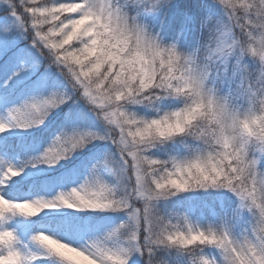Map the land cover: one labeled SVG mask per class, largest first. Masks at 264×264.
Instances as JSON below:
<instances>
[{"label": "snow or ice", "instance_id": "snow-or-ice-1", "mask_svg": "<svg viewBox=\"0 0 264 264\" xmlns=\"http://www.w3.org/2000/svg\"><path fill=\"white\" fill-rule=\"evenodd\" d=\"M0 13V133L38 127L68 106L67 125L37 156L19 166L0 160V264H264V97L258 65L229 51L200 69L194 59L202 47L223 53L237 38H248L245 21L264 20V0H184L188 14L175 41L191 51L180 60L176 44L162 47L159 31L131 21L114 0H5ZM144 13H167L161 0H136ZM246 9L237 15L236 9ZM195 21L199 41L182 43ZM161 18L160 24L164 25ZM25 41L23 47L19 42ZM47 50V51H45ZM54 68L58 77L52 76ZM21 93H27L19 103ZM77 100L89 106L105 133L81 127ZM165 100L179 106L161 111ZM143 105L154 113L131 111ZM207 120V128H200ZM191 139L192 144L186 143ZM103 140L118 155L106 153L82 180L53 199L13 195L14 177L37 165L54 167L93 141ZM173 141L187 149L183 157L156 158L151 149ZM28 145L0 138V153L20 156ZM115 178L104 182L101 172ZM224 190L236 205L211 222H193L190 211L162 214L157 206L185 192ZM122 213L113 226L69 220L65 231L88 235L73 245L47 230L30 232L33 247L20 246L19 229L9 222L27 220L44 209ZM215 248L220 259L203 255ZM174 249L176 255L168 252ZM165 253L169 258L158 255ZM189 253L187 260L180 254Z\"/></svg>", "mask_w": 264, "mask_h": 264}, {"label": "trees", "instance_id": "trees-1", "mask_svg": "<svg viewBox=\"0 0 264 264\" xmlns=\"http://www.w3.org/2000/svg\"><path fill=\"white\" fill-rule=\"evenodd\" d=\"M16 2L18 3V0H16ZM1 3L5 6V0H0V4ZM199 3L204 6L202 11H206L211 3V0H199ZM186 15L188 14L184 10V0H173L172 6L167 10L166 14H146L143 16V19L145 23L152 27L153 31H159L164 42L168 43L175 40L178 26ZM161 18L165 22L163 26L160 24ZM199 37V26L193 19L187 29V35L181 46H194L195 41ZM50 74L58 77V73H55L54 68H50ZM178 106V101L165 100L161 103L160 108L161 111H164L171 110ZM71 107L73 110L78 111L82 115L83 119L78 122L81 127L95 131L100 135L105 133V125L103 122L96 119L95 115L89 111V106L82 100H77L76 104L71 105ZM130 110L140 116H152L154 114L151 109L146 108L143 105H133ZM67 111V105L61 109H57L47 118L44 124L38 126L36 131L33 133H27L22 136L0 133V138L9 137L17 139L23 141L24 144L29 146L27 152H22L20 156H6L3 153H0V160H4L5 163L14 165L15 161L19 164L21 160L37 156L45 147L48 146L61 128L66 127L67 121L65 120V113ZM186 143L192 144L193 142L189 138ZM105 145H109V143L103 140L93 141L83 150L74 152L70 158L59 161L54 167L50 168L47 165H37L35 168H26V170H38L41 173L36 178V182L34 183L33 180L14 179L19 181L20 184L13 190V195L24 197L31 187L33 188V192H45L46 187L47 189H52L60 177L67 176L73 170L78 169L81 166V163L88 158L89 154L100 150ZM150 151L156 158L159 159H167L169 156L183 157L188 154L187 149L179 143L173 141H169L158 148L151 149ZM235 205L236 198L232 193L224 190L210 189L207 191L180 193L177 196L170 197L168 200L159 202L157 206L160 208L162 214L191 209L189 214L193 222L204 225L211 222L214 215L219 214L222 210L235 207ZM71 215L73 217L72 220L82 222L83 216H78L72 212ZM95 218L96 217H94V219ZM13 221H18V217ZM11 223L12 221L9 222L8 226H11ZM168 252L171 253L172 256L176 255L174 249H169ZM202 254L209 258H214L217 261L220 259L219 252L215 248H204ZM158 255L164 256L166 259L169 258L163 252ZM189 255L190 254L186 252L180 254L184 260H187Z\"/></svg>", "mask_w": 264, "mask_h": 264}, {"label": "rangeland", "instance_id": "rangeland-1", "mask_svg": "<svg viewBox=\"0 0 264 264\" xmlns=\"http://www.w3.org/2000/svg\"><path fill=\"white\" fill-rule=\"evenodd\" d=\"M4 7H6L1 3L0 4V13L3 11ZM2 30V28H0ZM25 45V41L21 40L19 42V46L23 47ZM50 73V69L48 70ZM27 93H21L14 102L19 103L20 100L24 98ZM3 117V111L0 110V118ZM37 127L29 128L26 130L22 129H10L7 134H11L13 136H22L27 133H33L36 131ZM106 153L112 154L114 159L118 158L115 147L109 143V145L103 146L100 150L94 151L89 154L88 158L81 163V166L73 170L69 175L60 177L59 180L55 183L52 189L46 187L45 192H33V188L31 187L26 194L27 198L30 199H53L59 191H66L70 187L78 184L83 176L86 174L87 169L91 167L92 164L96 163L97 160H101L104 158ZM15 166H19L17 161L14 163ZM40 171L38 170H26L24 169L21 172V175L18 177H14L13 179L18 180H33V183L36 182V178L40 175ZM102 179L104 182L112 184L115 182V178L111 174V172L104 170L101 172ZM72 213L77 214L78 216H83L82 222L93 223L97 226H113L118 224L122 219H124L122 213H114V212H91V211H77L75 209L54 207L44 209L38 216L31 217L27 220H23L18 217V221H12L10 227H16L19 229L20 235V246L28 245L29 247H33L28 239L30 232H36L38 230H47L49 234H54L64 239L66 242H70L73 245H83L85 240L88 238L83 232L78 231H65L63 229V225L72 220ZM94 217H96L94 219ZM49 264H59L54 258H49Z\"/></svg>", "mask_w": 264, "mask_h": 264}, {"label": "clouds", "instance_id": "clouds-1", "mask_svg": "<svg viewBox=\"0 0 264 264\" xmlns=\"http://www.w3.org/2000/svg\"><path fill=\"white\" fill-rule=\"evenodd\" d=\"M115 4L120 7L124 12L127 13L130 21L132 17H136L138 20L141 16L152 13H144L142 9L137 10L136 0H114ZM259 3L260 0H257ZM173 0H161L163 5H171ZM237 15H245L246 9L243 7H238L236 9ZM143 23H145L143 21ZM246 24H249L250 27L246 29L248 38H237L234 42V48L232 45H229L228 48L223 50V53L213 50L210 55V50L207 47H202L200 53L194 59V63L200 68L203 69L205 65L212 63L217 57L221 54L227 55L229 51H234L246 55L249 60L254 61L258 65V71L256 77L258 80H264V20H261L259 23L245 21ZM146 24V23H145ZM199 41V38L197 39ZM162 47H167L169 44H176V51L181 61L193 50H186L180 47L178 41H170L165 43L163 37L160 40ZM257 109L261 112H264V97L260 98V101L257 103ZM207 120L200 122L198 127L207 128ZM227 264V261H225Z\"/></svg>", "mask_w": 264, "mask_h": 264}, {"label": "bare ground", "instance_id": "bare-ground-1", "mask_svg": "<svg viewBox=\"0 0 264 264\" xmlns=\"http://www.w3.org/2000/svg\"><path fill=\"white\" fill-rule=\"evenodd\" d=\"M26 196V195H25Z\"/></svg>", "mask_w": 264, "mask_h": 264}]
</instances>
